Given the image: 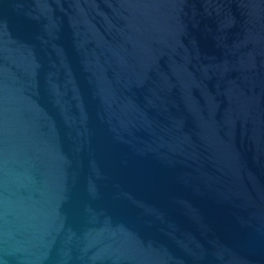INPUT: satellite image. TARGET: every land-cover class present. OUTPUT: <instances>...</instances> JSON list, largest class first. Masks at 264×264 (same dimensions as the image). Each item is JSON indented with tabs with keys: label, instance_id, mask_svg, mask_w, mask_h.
Instances as JSON below:
<instances>
[{
	"label": "water",
	"instance_id": "1",
	"mask_svg": "<svg viewBox=\"0 0 264 264\" xmlns=\"http://www.w3.org/2000/svg\"><path fill=\"white\" fill-rule=\"evenodd\" d=\"M0 264H264V0H0Z\"/></svg>",
	"mask_w": 264,
	"mask_h": 264
}]
</instances>
